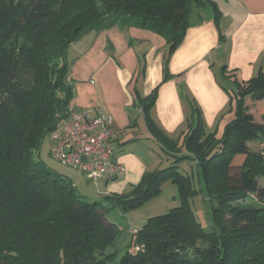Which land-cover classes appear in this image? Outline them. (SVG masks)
Wrapping results in <instances>:
<instances>
[{
	"label": "trees",
	"instance_id": "16d2710c",
	"mask_svg": "<svg viewBox=\"0 0 264 264\" xmlns=\"http://www.w3.org/2000/svg\"><path fill=\"white\" fill-rule=\"evenodd\" d=\"M207 3L218 23L213 0H0V264H264V148L249 146L264 143V106L258 118L245 102L264 101L262 70L247 81L234 77L228 90L234 118L221 139L195 109L179 144L148 112L156 91L144 99L151 134L174 161L144 172L127 192L91 201L36 156L67 117L74 42L116 25L151 30L166 39L167 66L192 11ZM182 161L195 163L198 178L180 169ZM166 182L176 185L180 203L148 217L136 238L141 249L132 253L123 241L119 256L121 228L108 210L138 209ZM200 183L211 230L193 207Z\"/></svg>",
	"mask_w": 264,
	"mask_h": 264
},
{
	"label": "crops",
	"instance_id": "0c3cea01",
	"mask_svg": "<svg viewBox=\"0 0 264 264\" xmlns=\"http://www.w3.org/2000/svg\"><path fill=\"white\" fill-rule=\"evenodd\" d=\"M213 1L221 12L219 22L212 3L206 15L202 14L206 6L195 8L186 35L167 66L166 39L143 28L116 25L89 33L69 47L73 48L68 59L73 87L69 106L79 110L102 107L112 115L116 131L113 158L126 168L113 180L95 182L96 195L81 193L78 181L70 178L89 200L129 191L149 166L157 164L156 142L143 108L144 99L154 91L150 116L165 133L180 138L189 123L194 125L195 109L208 131L225 126L234 118L228 91L234 88V77L247 81L264 71V0ZM254 143L258 142H249V146L258 149ZM144 153L150 156V165Z\"/></svg>",
	"mask_w": 264,
	"mask_h": 264
},
{
	"label": "rangeland",
	"instance_id": "374dc122",
	"mask_svg": "<svg viewBox=\"0 0 264 264\" xmlns=\"http://www.w3.org/2000/svg\"><path fill=\"white\" fill-rule=\"evenodd\" d=\"M208 13H210L209 3H207L206 8L202 10L203 15H206ZM90 33H95V32H90ZM68 52H70L68 59H71L70 57L73 56L71 55L73 54V48L71 47V49L68 50ZM248 103L247 104L250 106V111L254 113L258 118H260L261 117L260 108L264 105V103H257V104H252L251 102H248ZM224 128L225 127L222 125L212 130L216 134V137L218 139H221L223 137ZM184 133H182V135L180 136L179 144L182 143L183 137L185 135ZM52 146H53L52 136L51 134H48L44 138L42 146L40 150L38 151V153L36 154V156L39 157L44 163H46L48 167H50L54 172L77 180L78 185H79L78 186L79 191L81 193H84L82 191H87L89 195H96L95 193L97 192L96 191L97 188H96L95 182L94 181L91 182L87 180L86 179L87 177L83 175V173H81L79 170L63 165L62 163L54 159L51 156V152H50ZM253 147L258 148V149H263L264 143H259V142L254 143ZM154 152L156 154L155 162L157 164L155 166H149L148 167L149 171L165 168L174 161L173 157L165 154V152L162 150L159 144H157V142L154 147ZM143 155H144V159L148 161V164L150 165V162H151L149 160L151 159L149 158L150 156H147L145 153ZM194 164L195 163L193 161L192 162L182 161L181 163H179V166L181 170L189 174L194 173L196 178H198L197 167ZM167 183L168 185L166 184L163 185L162 192L158 196L150 199L138 209L129 211L127 213H124L118 207H111L108 210L107 217L111 221L117 223L121 228V233L116 243V247L120 250L119 256L123 253V250L120 249V245L123 241L127 245L130 251L134 248V245H135L134 242L136 241L138 230H139L138 226L142 225L148 219V217L156 215L160 212H163L164 210L169 209L170 207L177 206L180 203L179 199L177 198L178 194H177L176 185L170 182H167ZM201 187L203 189V192L202 194H200L198 197L195 198L193 207L203 227L206 230H211L212 229L211 204H210L204 183L199 184V188ZM113 193H119V192H113Z\"/></svg>",
	"mask_w": 264,
	"mask_h": 264
},
{
	"label": "built area",
	"instance_id": "2783aa9c",
	"mask_svg": "<svg viewBox=\"0 0 264 264\" xmlns=\"http://www.w3.org/2000/svg\"><path fill=\"white\" fill-rule=\"evenodd\" d=\"M115 134L113 117L104 108L79 110L69 107L67 117L51 134V156L63 165L81 171L91 181L113 180L126 169L113 158ZM134 244L131 252L137 253L143 245L136 241Z\"/></svg>",
	"mask_w": 264,
	"mask_h": 264
}]
</instances>
